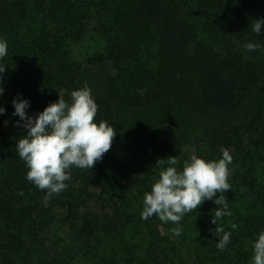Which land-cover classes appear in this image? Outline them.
I'll list each match as a JSON object with an SVG mask.
<instances>
[{
	"label": "trees",
	"instance_id": "16d2710c",
	"mask_svg": "<svg viewBox=\"0 0 264 264\" xmlns=\"http://www.w3.org/2000/svg\"><path fill=\"white\" fill-rule=\"evenodd\" d=\"M259 19L264 0H0V37L8 42L0 62V264H253L252 242L264 230V26L253 31ZM91 33L101 39L96 60L114 70L106 96L94 98L95 119L117 135L92 169L72 168L66 190L45 206V192L26 180L15 150L27 130L17 126L12 101L28 100L35 116L61 89L72 90L84 64L73 48ZM249 42L260 47L248 51ZM64 99L70 102L68 94ZM117 105L140 118L181 107L228 118L208 124L192 144L205 160L220 159L221 148L232 156V190L224 194L232 214L218 221L232 233L224 251L216 247L212 201L179 225L141 218L144 193L159 178L157 160L176 158L179 170L190 156L156 129L133 168L118 142ZM56 207L66 211L60 223L67 238L49 242Z\"/></svg>",
	"mask_w": 264,
	"mask_h": 264
},
{
	"label": "clouds",
	"instance_id": "9594fccd",
	"mask_svg": "<svg viewBox=\"0 0 264 264\" xmlns=\"http://www.w3.org/2000/svg\"><path fill=\"white\" fill-rule=\"evenodd\" d=\"M262 26L264 19L255 21L253 31L259 35ZM258 47L260 45L251 42L245 45L248 51H255ZM6 57L8 42L0 37V62ZM5 65L0 63V85ZM3 93L4 88L0 86V96ZM66 94L67 90L61 89L58 101L50 103L35 116L28 115V100L18 96L12 101L14 115L19 117L17 126L27 130V135L17 142L15 150L28 168L26 180L45 192V206L53 195L66 190L68 184L65 182L72 179V168L92 169L110 150L117 135L113 125L107 121L96 122L98 105L87 84L71 91L70 102L64 99ZM5 111L0 107V115ZM221 153L218 160H205L192 154L179 170L175 167L176 158L157 160L154 169L160 170L159 178L151 185V191L144 193L141 218L147 220L155 215L164 223L179 225L187 214L197 210L205 201H212L217 206L211 219V223L216 225L213 234L218 236L216 247L224 251L231 243L232 233L225 231L218 221L232 214L224 195L232 190L229 183L232 156L226 148H221ZM173 231L180 234L179 228ZM252 249L253 264H264V230L252 242Z\"/></svg>",
	"mask_w": 264,
	"mask_h": 264
},
{
	"label": "rangeland",
	"instance_id": "374dc122",
	"mask_svg": "<svg viewBox=\"0 0 264 264\" xmlns=\"http://www.w3.org/2000/svg\"><path fill=\"white\" fill-rule=\"evenodd\" d=\"M100 40L99 37L91 33L83 42L73 48V56L84 64L80 80L68 92V98H70L71 91L78 90L85 84L91 89L94 98L106 96L107 82L114 70L110 61L99 62L96 60L101 52ZM262 90H264V84ZM116 109L118 114V142L127 161L133 168L143 163L144 152L149 139H153L156 135V129H159L166 139L183 147L186 155L191 156L194 154L192 148L194 139L204 131L208 124L222 126V124L229 123L227 117L218 114L196 115L187 107L177 108L172 113L168 112L167 114L162 108H159L158 119L160 120L159 125L162 126L158 128V124H156L158 119L151 115L150 110L149 113H143L145 115L148 113V116L140 118L141 116L134 111H129L118 105ZM241 117L243 115H238L233 120L238 121ZM163 119H165L164 122ZM143 124H146L147 127L141 130ZM65 212L60 207L55 208L56 221L46 234L49 242L57 241V239L66 240V229L60 223Z\"/></svg>",
	"mask_w": 264,
	"mask_h": 264
}]
</instances>
